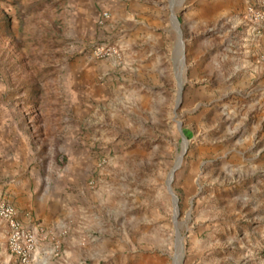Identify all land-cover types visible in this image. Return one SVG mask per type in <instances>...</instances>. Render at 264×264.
I'll return each mask as SVG.
<instances>
[{
  "label": "rangeland",
  "instance_id": "1",
  "mask_svg": "<svg viewBox=\"0 0 264 264\" xmlns=\"http://www.w3.org/2000/svg\"><path fill=\"white\" fill-rule=\"evenodd\" d=\"M248 1L232 14L226 2L202 13L199 61L185 41L183 53L157 58L164 65L154 74L92 57L91 42L117 38L68 35L73 0H0V71L38 134L42 176L75 171L67 189L86 200L78 232L67 228L77 226L72 219L37 211L33 225L49 233L48 245L39 243L51 264H264V212L249 210L254 187L264 186V129L249 118L264 117V104L228 80ZM79 57L100 61L81 118ZM6 231L0 221V264H17ZM72 235L79 242L67 255Z\"/></svg>",
  "mask_w": 264,
  "mask_h": 264
},
{
  "label": "crops",
  "instance_id": "2",
  "mask_svg": "<svg viewBox=\"0 0 264 264\" xmlns=\"http://www.w3.org/2000/svg\"><path fill=\"white\" fill-rule=\"evenodd\" d=\"M245 1L247 0H73L68 35H77L82 39L83 35H112L117 38L116 42L123 51V66L132 62L138 69L145 66L155 74L158 67L162 71L164 65L157 58L161 60L164 56L172 55L175 48L183 53L185 41H188L189 47L193 46L192 53L197 54L199 61L201 54L197 39L201 35L202 13L214 15L218 6L226 2L231 4L229 14H232ZM104 10L109 12V17L99 22L100 13ZM216 21L219 19L216 18ZM233 38L237 45L239 41L240 47L239 53L234 56L235 66L228 80L233 88L240 87L246 91L242 96L247 100L255 99V103L264 104V35L255 42H243V37L238 35H233ZM163 44L166 52L159 54ZM99 62L91 57H79L74 63L73 87L88 90H82L83 93L79 92L74 97V104L79 106L80 113L76 114L78 118L83 116L81 107L92 97V91L87 88H92L91 84H94L92 75L100 71ZM4 80L6 81L4 74L0 71V193L9 192L8 199L17 207L18 219L24 225L33 226L37 211L43 209L48 214L60 215L64 220L68 218L69 222L70 219L77 222L75 228H71V224L67 228L72 233L78 232L82 228L80 224L85 216L83 208L86 200L67 189L70 184L76 183L75 171L65 177L49 174L42 176L37 154L38 134L27 127L25 116L13 105L18 102L16 99L19 94L12 95ZM254 119L258 120L257 129L263 130L264 117L249 118L250 121ZM71 126L73 128V125L67 124L64 130L72 129ZM257 163L250 162V166H256ZM75 166V169H80L82 163ZM252 173L253 170L248 173L251 179ZM41 187L42 193L37 192ZM254 189L257 191L249 200V210L250 216L258 218L259 213L264 212V186H255ZM0 197L4 198L2 194ZM254 232L258 234L260 231ZM38 238L42 246L48 245L51 240L47 229L38 232ZM78 242V235L70 236V244L66 247L67 255L72 254V247Z\"/></svg>",
  "mask_w": 264,
  "mask_h": 264
},
{
  "label": "built area",
  "instance_id": "3",
  "mask_svg": "<svg viewBox=\"0 0 264 264\" xmlns=\"http://www.w3.org/2000/svg\"><path fill=\"white\" fill-rule=\"evenodd\" d=\"M109 17L108 11H102L99 22ZM237 26L244 33L243 40L255 42L264 35V0H250L237 17ZM87 51L92 57L100 60L123 62V52L119 45L109 40L91 42ZM0 221L6 226V248L17 264H51L50 256L42 248L38 239L37 226L24 225L18 219L16 207L0 197ZM53 254V253H52ZM264 258V246L261 248Z\"/></svg>",
  "mask_w": 264,
  "mask_h": 264
},
{
  "label": "water",
  "instance_id": "4",
  "mask_svg": "<svg viewBox=\"0 0 264 264\" xmlns=\"http://www.w3.org/2000/svg\"><path fill=\"white\" fill-rule=\"evenodd\" d=\"M180 158H181V155H179V159H180ZM171 179H172V177H171V175H170L169 178H168V185H170ZM169 189H170V186H169ZM170 191H171V189H170ZM172 195H173V198H174V202H175V210H176L177 197H176L174 194H172Z\"/></svg>",
  "mask_w": 264,
  "mask_h": 264
}]
</instances>
